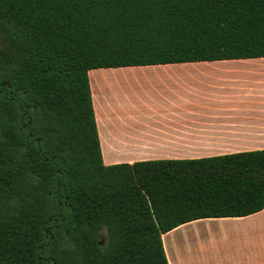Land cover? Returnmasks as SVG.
I'll return each instance as SVG.
<instances>
[{
    "label": "trees",
    "instance_id": "16d2710c",
    "mask_svg": "<svg viewBox=\"0 0 264 264\" xmlns=\"http://www.w3.org/2000/svg\"><path fill=\"white\" fill-rule=\"evenodd\" d=\"M254 57L264 0H0V264H167L161 234L261 210L264 149L103 165L87 78Z\"/></svg>",
    "mask_w": 264,
    "mask_h": 264
},
{
    "label": "crops",
    "instance_id": "0c3cea01",
    "mask_svg": "<svg viewBox=\"0 0 264 264\" xmlns=\"http://www.w3.org/2000/svg\"><path fill=\"white\" fill-rule=\"evenodd\" d=\"M87 78L103 165L264 149V57L96 68ZM160 237L167 264H264V207Z\"/></svg>",
    "mask_w": 264,
    "mask_h": 264
},
{
    "label": "rangeland",
    "instance_id": "374dc122",
    "mask_svg": "<svg viewBox=\"0 0 264 264\" xmlns=\"http://www.w3.org/2000/svg\"><path fill=\"white\" fill-rule=\"evenodd\" d=\"M135 73V72H134ZM136 74V73H135ZM95 75H93L92 73L90 74V78H93ZM110 78L112 75H108ZM124 78V77H123ZM126 78V77H125ZM132 78L133 77H129V78H126L123 82L124 83V87L128 89V91H126V94H127V97H124L125 100H131L132 99V89H133V82H132ZM100 93L98 94V98L97 100L100 101ZM116 101V100H115ZM103 240V235H100V239H99V242L101 243Z\"/></svg>",
    "mask_w": 264,
    "mask_h": 264
}]
</instances>
